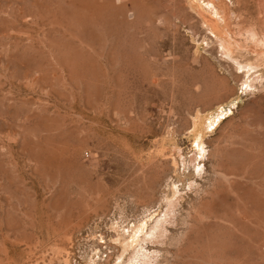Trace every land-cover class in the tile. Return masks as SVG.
I'll return each mask as SVG.
<instances>
[{"label": "rangeland", "instance_id": "374dc122", "mask_svg": "<svg viewBox=\"0 0 264 264\" xmlns=\"http://www.w3.org/2000/svg\"><path fill=\"white\" fill-rule=\"evenodd\" d=\"M0 264H264V0H0Z\"/></svg>", "mask_w": 264, "mask_h": 264}, {"label": "bare ground", "instance_id": "6f19581e", "mask_svg": "<svg viewBox=\"0 0 264 264\" xmlns=\"http://www.w3.org/2000/svg\"><path fill=\"white\" fill-rule=\"evenodd\" d=\"M211 7L208 6V4H206L207 8L204 6L203 10L210 15V17H212V19L214 20L215 26H221V16L218 13V10L215 8V6L210 2L209 4ZM214 25V24H213ZM221 38L224 40L225 43L228 44V47L231 48L232 46V42L227 39V37L225 36H221Z\"/></svg>", "mask_w": 264, "mask_h": 264}, {"label": "crops", "instance_id": "0c3cea01", "mask_svg": "<svg viewBox=\"0 0 264 264\" xmlns=\"http://www.w3.org/2000/svg\"><path fill=\"white\" fill-rule=\"evenodd\" d=\"M219 13V12H218ZM220 15V14H219Z\"/></svg>", "mask_w": 264, "mask_h": 264}]
</instances>
